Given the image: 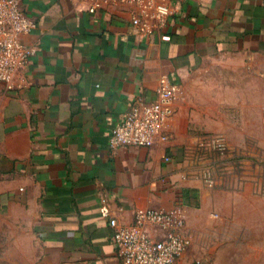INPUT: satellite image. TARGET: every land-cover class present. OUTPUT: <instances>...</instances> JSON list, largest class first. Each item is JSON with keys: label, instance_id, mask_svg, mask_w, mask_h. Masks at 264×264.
I'll list each match as a JSON object with an SVG mask.
<instances>
[{"label": "crops", "instance_id": "1", "mask_svg": "<svg viewBox=\"0 0 264 264\" xmlns=\"http://www.w3.org/2000/svg\"><path fill=\"white\" fill-rule=\"evenodd\" d=\"M19 1L32 53L11 88L0 83V211L22 234L9 244L28 247L29 264H121L109 218L129 225L152 208L183 217L189 244L178 264H194V197L182 191L209 205L213 191L185 173L184 152L199 133L222 130L230 108L252 111L262 129L264 0H170L163 26L151 12L132 25L139 9L127 2L91 12L90 0ZM162 75L180 88L168 139L110 148L113 126L139 98H156ZM236 162L239 214H264V157ZM237 245L239 264H264V237Z\"/></svg>", "mask_w": 264, "mask_h": 264}, {"label": "built area", "instance_id": "2", "mask_svg": "<svg viewBox=\"0 0 264 264\" xmlns=\"http://www.w3.org/2000/svg\"><path fill=\"white\" fill-rule=\"evenodd\" d=\"M170 0H90L89 11L109 3L127 2L139 12L131 14V24L142 25L144 16L151 12L159 26L165 25ZM33 26L19 0H0V83L11 88L17 70L29 59L32 48L24 44L21 36ZM169 39V35H162ZM179 85L162 75L158 78L156 98H139L113 126L109 146H151L157 139L166 141L163 131L167 117L172 113V101L179 93ZM264 132V119L262 124ZM222 146L220 138H216ZM107 214V213H105ZM113 228L112 241L121 255V264H178L188 244L183 231V217L160 209H137L133 222L119 225L115 217L109 218Z\"/></svg>", "mask_w": 264, "mask_h": 264}, {"label": "rangeland", "instance_id": "3", "mask_svg": "<svg viewBox=\"0 0 264 264\" xmlns=\"http://www.w3.org/2000/svg\"><path fill=\"white\" fill-rule=\"evenodd\" d=\"M229 110L231 116L223 119L227 122L222 130L199 133L198 141L184 152L182 167L185 173L196 172L213 191L210 205L208 202L201 204L199 195L189 200L191 204H186L195 208L189 217L191 228L187 229L189 240L193 238L189 250L196 256L194 264H239L238 251L244 247H239L237 241L264 237V214L243 215L238 212V186L245 178H241V171L238 172L241 167L236 162L238 157H264L262 118H254L249 110L244 118L232 108ZM217 137L222 146L217 145ZM262 169L264 171V164ZM253 173L254 166H246V175ZM6 215L0 211V264H29L24 258V254H29V248H25L26 253H20L19 247L9 244L22 234ZM24 237L29 240L28 236ZM245 256L248 260L250 255Z\"/></svg>", "mask_w": 264, "mask_h": 264}, {"label": "trees", "instance_id": "4", "mask_svg": "<svg viewBox=\"0 0 264 264\" xmlns=\"http://www.w3.org/2000/svg\"><path fill=\"white\" fill-rule=\"evenodd\" d=\"M182 194L186 198H189L190 196L195 198L197 196L196 193L191 189H183Z\"/></svg>", "mask_w": 264, "mask_h": 264}]
</instances>
